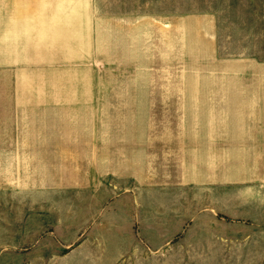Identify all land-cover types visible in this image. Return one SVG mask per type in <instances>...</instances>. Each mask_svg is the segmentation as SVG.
I'll use <instances>...</instances> for the list:
<instances>
[{
    "label": "rangeland",
    "instance_id": "obj_1",
    "mask_svg": "<svg viewBox=\"0 0 264 264\" xmlns=\"http://www.w3.org/2000/svg\"><path fill=\"white\" fill-rule=\"evenodd\" d=\"M0 264H264V0H0Z\"/></svg>",
    "mask_w": 264,
    "mask_h": 264
}]
</instances>
